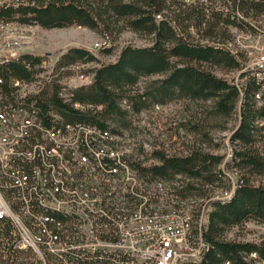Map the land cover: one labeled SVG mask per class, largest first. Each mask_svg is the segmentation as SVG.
<instances>
[{
    "label": "trees",
    "instance_id": "obj_1",
    "mask_svg": "<svg viewBox=\"0 0 264 264\" xmlns=\"http://www.w3.org/2000/svg\"><path fill=\"white\" fill-rule=\"evenodd\" d=\"M13 1L0 8V20L45 29L81 25L103 34L107 33L111 23H115L122 24V29L150 38V43L144 46L125 45L114 62L101 61L87 48L70 47L61 54L52 72L47 74L46 86L34 96L46 125L64 131L67 124H72L76 127L75 134H81L82 124L113 132L110 146L104 151L105 160L114 159V163H110V171L118 168L121 172L117 177L107 175L113 182L121 181L126 168L124 160L133 159L138 151V147H133L132 138L123 136L120 139L122 132L110 128L112 122L119 127H129L128 112L121 107L124 98L129 100V106L135 113L146 109L148 101L164 104L173 99L210 101L211 115L219 118H228L239 106L240 123L231 136L234 150L230 161L224 162L223 156L205 152L199 146L179 155L155 150L148 157L143 150L146 160L151 158L158 163L147 164L144 161L143 167L138 165V169L147 181L176 182V193L184 199L185 205L194 202L187 200L192 194L200 197L207 195L205 187L208 185H219L224 181L226 191H230L232 180L227 170L234 169L237 180L231 196L209 199L207 207L210 209L205 212L207 218L206 224L203 222L204 227L201 225L202 219L196 224L191 219L195 238L205 241L208 247L202 259L194 264H264V240L255 243L226 239V233L233 227L250 221L264 225V184H256L252 179L264 175V91H261L262 83L254 78H249L243 84L242 91L239 89L236 79L241 60L229 49V43H234L232 28L254 30L250 24L264 22V0ZM237 12L247 21L237 20ZM101 50L110 54L112 48L108 46ZM42 63L41 56L31 53L5 61L0 67L5 80L4 90L11 92L14 79L34 81L39 73L46 70L42 68ZM81 63L96 64L90 70L93 75L91 83L72 88L69 90L70 98H63L62 78L72 73L75 75L76 69L72 68L71 71V67ZM214 68L235 72L236 76L233 79L219 77L214 73ZM81 74L86 77L83 70ZM157 75L163 77L150 83L142 94H132V89L142 78ZM258 91L260 99L257 98ZM36 140H40L45 152H52V143L43 140L42 133H36ZM56 148L60 150H55V158H65L63 150L67 149L58 145ZM83 151L94 166L100 165L99 155H92L91 150ZM222 164L226 169L220 167ZM68 166L72 172L65 166V173L70 175L71 185H66V189H85L89 195H94L99 204L113 208L117 218L133 212L134 206L129 204L137 203L135 193L127 195V200H110L108 195L99 193L98 185L103 182L104 191L114 192L111 183L105 182V179L98 182L87 179L88 173L82 172L81 168ZM178 176L185 177L189 182L180 186ZM161 198H164L162 203ZM165 200L166 207L178 204L176 195L160 194L156 205H151V210L166 212L163 210ZM54 213L67 217L57 211ZM200 214L201 210L197 211L198 220ZM13 227L10 220L0 221V263L30 264L18 261L25 255L26 258H33L35 263L43 264L33 250L13 251L7 246L12 239ZM31 229L39 233V228ZM253 254L257 257L253 258ZM48 258L50 264H57L52 257Z\"/></svg>",
    "mask_w": 264,
    "mask_h": 264
},
{
    "label": "built area",
    "instance_id": "obj_2",
    "mask_svg": "<svg viewBox=\"0 0 264 264\" xmlns=\"http://www.w3.org/2000/svg\"><path fill=\"white\" fill-rule=\"evenodd\" d=\"M7 2L14 1L0 0V8ZM236 19L247 21L239 12ZM10 23L17 22L0 20V28ZM250 25L254 30L232 28L234 43H229L230 51L241 60L237 77L241 91L249 78L264 79V25L257 22ZM241 36L246 40L244 45ZM247 53H254L253 61H246ZM23 54L1 53L0 67L9 58H20ZM44 65L45 62L41 66L46 69ZM72 68L82 65H73L71 71ZM75 77L71 75L62 83L63 98H70L69 90L77 87L73 83ZM4 83L0 72V221L13 223L12 239L7 243L11 250H33L43 264H48L47 257L57 264H188V260L204 255L207 243H195L190 215L180 214V206L185 203L176 193V182L147 181L140 174L138 165L149 163L143 147L138 148L133 159L124 160L125 172H129L128 189L107 192L103 190V182L98 185L99 193L108 195L110 200H127L128 193H135L137 203L129 204L134 206L132 218L118 219L117 212L94 201V195L66 193V185L71 182L65 166L70 162L79 163L85 173L117 177L118 171H110L114 160L104 159L113 132L85 124L81 134H74L72 124H67L66 132H58L56 126L43 122L35 95L29 93L30 82L12 80L10 93L4 90ZM257 98H261L259 91ZM36 133H48L52 152L40 149ZM56 141H71V148L63 150V159L55 158V150H60ZM83 150L100 156L99 167L89 168ZM235 185L232 182L231 190L226 192H233ZM160 194L178 197V204L173 207H166L163 202L167 217L151 213V205L158 202ZM79 198H86V205H79ZM10 203L20 205V214L11 213ZM54 205L73 209V216L59 217L54 213ZM69 224H76V231H69ZM31 228H39V237H31ZM151 236H161V243H151Z\"/></svg>",
    "mask_w": 264,
    "mask_h": 264
},
{
    "label": "rangeland",
    "instance_id": "obj_3",
    "mask_svg": "<svg viewBox=\"0 0 264 264\" xmlns=\"http://www.w3.org/2000/svg\"><path fill=\"white\" fill-rule=\"evenodd\" d=\"M249 20L254 21L253 19ZM257 23L261 26L264 25V22L257 21ZM107 35L108 37H106ZM240 41L243 45L246 43L243 36H241ZM254 42H257L256 39ZM149 43L150 38L146 35L122 29V24L115 23L110 24L106 34L81 25L52 29L15 25L0 28V54H7V52H12V54L31 53L41 56L43 62H45L46 70L39 73L34 81L30 82L29 92L33 95L40 93L46 86L45 80L48 76V70L55 67L61 54L70 47L87 48L99 56L101 61L114 62L125 45L144 46ZM108 46L112 48L111 53H103L101 49ZM250 57V61H253L254 53H251ZM81 65L82 68H75L76 77L73 83L77 87L91 83L93 75L90 70L96 66L95 63H81ZM82 70L86 77L81 74ZM214 73L226 79H233L236 76L235 72H224L218 68H214ZM72 75L74 74L72 73ZM68 77L62 78L61 83ZM162 77L157 75L142 78L138 85L132 89V94H142L147 90L150 83ZM129 104L127 98L121 101V107L128 112L129 127H119L117 123L112 122L110 128L122 132L124 137L132 138L133 147H143L148 157L155 150H161L170 155H179L186 154L193 147L199 146L205 152L223 156L224 162L232 159L234 147L231 136L240 123L239 106L228 118H219L211 115L212 102L210 101L196 102L189 99H173L164 104L148 101V107L139 113H135ZM56 118L58 119L57 116ZM258 146H260V143H258ZM149 163H158V161L153 162L150 158ZM220 167L226 169L224 164ZM227 173L232 182L236 183V171L229 169ZM252 179L256 184H264V175L262 177L254 176ZM177 180L180 186H185L189 182L188 179L182 176H178ZM225 184L226 182L223 181L219 185L217 183L214 186L208 185L205 187L207 195L200 197L195 193V195L189 196V199L187 198V200L194 201L185 205L184 208L185 215L192 216L193 224H196L200 219L205 223L207 218L205 212L210 209V207H207L210 198L226 199L231 196V193L226 192L227 185ZM200 210L201 214L198 220L196 213ZM31 237L34 236L31 234ZM226 239L260 243L264 240V225L256 221H250L241 226L233 227L226 233ZM36 257L39 258V255L36 254ZM18 261L37 264L33 258H26L25 255L20 257ZM47 261L50 264V258L47 257Z\"/></svg>",
    "mask_w": 264,
    "mask_h": 264
},
{
    "label": "bare ground",
    "instance_id": "obj_4",
    "mask_svg": "<svg viewBox=\"0 0 264 264\" xmlns=\"http://www.w3.org/2000/svg\"><path fill=\"white\" fill-rule=\"evenodd\" d=\"M9 3V2H7ZM10 25H15V26H19L18 24L16 23H10ZM24 27H27V26H24ZM30 27V26H29ZM4 28V27H3ZM251 55V53H247L246 54V61H250L251 57L249 58V56ZM13 58H9V60H11ZM8 61V60H6ZM238 77V76H237ZM257 80H259L261 83H262V87H261V91H264V79L263 78H256ZM236 83L239 85V81L236 79ZM30 93V92H29ZM80 126H78L79 128ZM57 128V127H56ZM64 129V128H62ZM82 130V128H80ZM67 131V126L65 127V130H61V129H58V132H66ZM79 131V130H78ZM76 132V127H74V134ZM81 133V132H80ZM43 134V140H48L49 141V135L48 133H42ZM112 136V135H111ZM117 138V137H116ZM114 139V138H113ZM42 140V141H43ZM114 141V140H113ZM43 143V142H42ZM56 145L60 146V147H64L65 149L67 148H71V141H56ZM52 147V146H51ZM40 149L43 150V152H45V148L44 146H42V144H40ZM49 149V148H48ZM111 149V148H110ZM112 152V151H111ZM119 152V151H118ZM127 152V151H126ZM105 154V153H104ZM114 154V152H113ZM61 156V155H60ZM112 156V154H111ZM114 156V155H113ZM117 156V155H116ZM115 156V157H116ZM83 158H84V161L88 162V165H89V168H97L99 166H94L91 162V158L86 154L85 151H83ZM57 159V157H56ZM109 160V159H108ZM114 160V159H113ZM95 164V163H94ZM68 165H71L73 166L74 168H81V165L77 162H70L68 163ZM114 167V166H113ZM66 168H68L69 171L72 172V169L71 167L69 166H66ZM124 169V167H123ZM126 169V168H125ZM77 170V169H76ZM113 171H119L118 168L114 169ZM124 172V171H123ZM69 173V172H68ZM121 173V172H120ZM88 178L87 179H92L93 181H101L102 179H105V182H109L112 184L113 186V190H117V191H124L125 189H128V185H129V172H124L122 175H121V181L120 182H113L112 180H110V177H108L107 175H101V173H88ZM91 176V177H90ZM87 177V176H86ZM119 178V177H118ZM73 180V179H72ZM115 180V178H114ZM116 181V180H115ZM113 182V183H112ZM75 189V188H74ZM66 193H71V195H86V194H89L85 189L81 190V189H75L73 191L69 190V189H66ZM130 194H133V193H128L127 195H130ZM232 194V192H231ZM168 194H163V196H166ZM132 197V196H131ZM166 199V198H165ZM94 201H97V199L94 197ZM161 203L162 201H164V198H161L160 199ZM135 202V201H134ZM133 202V203H134ZM166 202V200H165ZM99 203V202H98ZM125 204V203H124ZM79 205H86V198H79ZM156 205V204H155ZM122 206V205H121ZM158 206V205H157ZM123 207V206H122ZM158 209V208H157ZM10 211L12 214H20V205H18L17 203H10ZM54 211H57V212H60L66 216H73V209L71 208H67L65 207L64 205H54ZM124 211V210H123ZM133 213H134V210L133 212H129V213H126L125 216H121V217H118V219H130L133 217ZM151 213H160V217H167V211L166 212H162L161 209L160 210H151ZM190 213V212H189ZM180 214L182 215H185L186 214V211L184 208H181L180 209ZM61 215V214H60ZM191 219H192V216L190 217V228H191V231H193L192 229V224H191ZM202 226L205 225L203 224V221H202ZM69 227L73 230V231H76V224H69ZM204 227V226H203ZM202 227V228H203ZM69 228V230H70ZM71 230V231H72ZM31 234L32 236L34 237H39V233L32 230L31 229ZM198 239V238H197ZM195 238V243H202V240H197ZM151 243H161V236H151ZM207 245L205 246L204 250L207 249ZM202 256L201 255L199 257V259H194V260H188V264H194V263H197L198 261H200L202 259ZM226 264H229V263H226Z\"/></svg>",
    "mask_w": 264,
    "mask_h": 264
}]
</instances>
